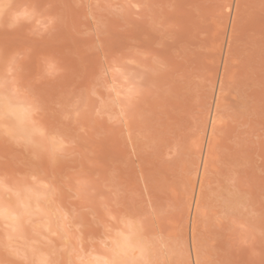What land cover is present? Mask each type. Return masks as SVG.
Listing matches in <instances>:
<instances>
[{
    "label": "rangeland",
    "instance_id": "rangeland-1",
    "mask_svg": "<svg viewBox=\"0 0 264 264\" xmlns=\"http://www.w3.org/2000/svg\"><path fill=\"white\" fill-rule=\"evenodd\" d=\"M0 2V261L264 264V0Z\"/></svg>",
    "mask_w": 264,
    "mask_h": 264
},
{
    "label": "bare ground",
    "instance_id": "bare-ground-1",
    "mask_svg": "<svg viewBox=\"0 0 264 264\" xmlns=\"http://www.w3.org/2000/svg\"><path fill=\"white\" fill-rule=\"evenodd\" d=\"M227 41V40H226ZM228 45V44H227ZM225 47V46H224ZM217 86V85H216ZM219 88H220V86H219ZM219 88H217L216 89V96H215V100L216 101H214V103H213V106H211L212 108V110H211V118H210V128L212 129V127L214 126V125H216L215 123H216V121H217V116H215V111H216V109H217V107H216V102H217V99H218V89ZM220 91V90H219ZM215 93V92H214ZM2 100V99H1ZM8 101V100H7ZM7 101H5V100H3L2 101V107H3V111L4 112H7V113H9L10 115H12L15 119H16V122L18 123V125H20V124H22V120H24L23 118L25 117L26 118V116H25V109H23L21 106L19 107L17 104H12V103H9V102H7ZM216 107V108H215ZM2 111V112H3ZM26 112H27V110H26ZM27 114V113H26ZM217 114V113H216ZM210 116V115H209ZM12 117V118H13ZM15 122V123H16ZM214 124V125H213ZM16 126V125H15ZM20 127H22V126H20ZM20 127H19V129H20ZM211 129H209V135H211L210 133H211ZM213 130H214V128H213ZM209 135H208V137H209ZM207 137V136H206ZM207 143V142H206ZM208 145V144H207ZM206 145V146H207ZM205 146V145H204ZM205 146V147H206ZM207 148V147H206ZM209 149V148H208ZM204 150V149H203ZM206 152V151H205ZM205 152H204V155L203 156H206L205 155ZM204 159H202V161H201V164H200V167H199V171H198V173H199V180H198V182H197V184H195L194 186H196V188L195 189H193L194 190V192H195V194L193 195V196H197V192H199L198 191V188H199V186H200V182H201V178H202V176H204L203 175V173L205 172V171H203L204 169V165L206 164L205 163V157H203ZM198 177V176H197ZM193 182V181H192ZM193 184H194V182H193ZM196 198V197H195ZM194 200V199H193ZM195 200H197V199H195ZM25 202V201H24ZM21 203H22V201H21ZM25 205H27V207L26 208H28V206H30L27 202H25ZM193 205L195 206V201L193 202ZM7 205H5L4 207L2 206V205H0V216H2V217H4V218H7V219H9V220H15V218H14V216H13V214L15 215V213H13V210H12V212L11 211H9L8 210V208L6 207ZM9 207V206H8ZM196 209V208H195ZM16 212V211H15ZM29 212V211H28ZM192 213H193V211H192ZM19 215V214H18ZM193 216V215H192ZM17 220H18V217H17ZM11 221V222H12ZM16 223V225H17V222H15ZM15 223H13V224H15ZM193 223V222H192ZM191 226V225H190ZM193 226V225H192ZM14 228V227H13ZM191 230V229H190ZM132 232H133V230H132ZM131 232V233H132ZM129 234V233H128ZM192 234V233H191ZM191 234H190V236H191ZM124 235V234H123ZM133 236H131V235H126V236H122V237H119V239L117 238V242L115 241V243H114V248H112L113 249V251H114V256H113V258H111L112 259V262L114 261V260H116V259H124V260H127V259H129V257H133L134 255L132 254V252L134 251V250H138V253L139 254H137V251H136V253H134V254H136V255H141V256H144V253H145V251L142 249V244H141V246L138 244V243H140L138 240V237H134L135 235L134 234H132ZM193 236V235H192ZM191 236V237H192ZM135 238H137V239H135ZM142 242V241H141ZM193 242V241H192ZM192 242H190V244L192 243ZM192 245L193 244H191V248H192V252H191V254H192V258H193V263L195 264V261L197 262V260H195L196 258H195V252H193V247H192ZM145 246V245H144ZM144 248V247H143ZM147 248V247H146ZM190 248V249H191ZM195 250V249H194ZM112 253V252H111ZM131 255H133V256H131ZM140 256V257H141ZM109 257V256H108ZM139 257V256H138ZM144 257H146V255L144 256ZM132 259V258H131ZM135 259V258H134ZM136 259H137V256H136ZM40 260H42L41 262L42 263H44V260H46V259H41L40 258ZM107 260V259H106ZM105 260V261H106ZM104 261V262H105ZM128 261V260H127ZM45 262H47V261H45ZM112 262H110L109 261V258H108V262L106 263L105 262V264H112ZM46 264V263H45ZM197 264V263H196Z\"/></svg>",
    "mask_w": 264,
    "mask_h": 264
},
{
    "label": "snow or ice",
    "instance_id": "snow-or-ice-1",
    "mask_svg": "<svg viewBox=\"0 0 264 264\" xmlns=\"http://www.w3.org/2000/svg\"><path fill=\"white\" fill-rule=\"evenodd\" d=\"M41 7L42 6L39 4L26 5L23 7V11L16 12L14 14V16L12 17V19L14 21H19L22 18L23 19H30V18L38 15V14H42L40 12ZM48 7L50 8L51 5H49ZM11 8H12V5L0 2V15H3L4 13L8 12ZM54 23H55V19L50 18L49 24H54ZM45 63H47V61H45ZM49 67H52V66L49 65ZM137 95H138V91L135 88H129L128 89L127 100H128V107L130 109L132 108L134 99L136 98ZM31 110L33 112H36V113H39L40 111L43 110V105L41 104L38 96L34 97L33 104L31 106ZM51 116L53 119H55V112L51 113ZM3 134L6 136H9L11 138V134L7 131V129H3ZM41 135H43V132H41ZM61 147H63V141H61ZM50 162L52 164H55L56 159L54 156L50 158ZM0 264H6V262L0 261ZM8 264H11V262H8ZM51 264H56V262L53 261V262H51ZM113 264H126V262L119 260V259H116L113 261ZM145 264H147V262H145Z\"/></svg>",
    "mask_w": 264,
    "mask_h": 264
}]
</instances>
